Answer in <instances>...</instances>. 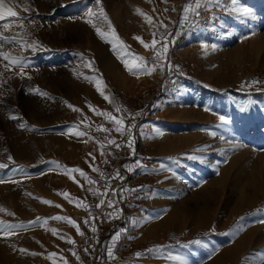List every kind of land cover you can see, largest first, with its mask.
I'll use <instances>...</instances> for the list:
<instances>
[{
  "label": "rangeland",
  "instance_id": "374dc122",
  "mask_svg": "<svg viewBox=\"0 0 264 264\" xmlns=\"http://www.w3.org/2000/svg\"><path fill=\"white\" fill-rule=\"evenodd\" d=\"M187 2L101 0L119 38L149 67L155 52L134 37L155 38L157 49L167 44V64L131 74L93 27L110 32L108 22H87L88 8L99 12L95 0H5L24 19L5 17L13 22L0 32L21 43L3 44L0 52L24 56L27 64L21 75L19 66L0 59V164L7 165L0 168V221L17 226L0 233V264H181L170 259L177 255L182 264H262L264 195L249 191L245 179L251 173L258 183L264 178V0H240L253 11L250 17L214 7L201 9L195 25L181 26ZM33 41L35 51L22 46ZM168 64L179 69L169 71ZM85 77L102 79L114 103ZM253 80L261 83L241 87ZM89 106L117 116L116 107L125 115L141 113L125 120L136 125L135 155L126 135L97 130L114 125ZM220 116L229 122L222 124ZM70 129L86 135H70ZM66 168H79L96 183ZM117 169L122 179H112ZM109 182L106 197L89 191L104 192ZM241 184L255 203L236 213ZM77 199L88 208L78 207ZM100 199L105 204L96 207ZM54 216L72 218L84 235L65 221L44 222ZM117 232L115 258H109L106 249ZM155 246L163 248L146 252Z\"/></svg>",
  "mask_w": 264,
  "mask_h": 264
},
{
  "label": "snow or ice",
  "instance_id": "6c2138e0",
  "mask_svg": "<svg viewBox=\"0 0 264 264\" xmlns=\"http://www.w3.org/2000/svg\"><path fill=\"white\" fill-rule=\"evenodd\" d=\"M166 2V0H165ZM95 3L97 5H101V0H95ZM214 7H223L224 10L226 12H230V13H234L238 16L241 17H250L253 15V11L246 7L243 6L240 3V0H188L187 3H185L182 6V13H181V19L179 20V24L181 26L187 24V25H195V23L197 22L199 16H200V10L203 9L205 11H211L212 8ZM174 10V9H173ZM137 11L139 12L140 10L137 9ZM142 14V13H141ZM86 15L89 17V19L87 20V22L89 24H92V18L95 17L96 19H102L103 21L108 22V27L109 29H111L110 32H104L101 30L100 27H97L95 24H93V27L95 28L97 34L103 38L105 40V42H108L111 44L112 46V50L117 54V57L119 59H121V62L124 64L125 68L129 71V73L131 74H151L153 71L156 70L157 66L159 64H167V60H166V53L168 51L167 48V44H161L160 48H156V45L158 43V41L153 38V40L151 41V43L145 42L141 37H134V39H137L146 49H153L155 52V55L153 57V64L151 67L148 66V62L146 60V58L144 57H140L139 55H136L134 53H132L129 50V47L119 38L118 34L116 33L115 29L112 27L111 22L108 20V17L102 7V5L99 7V12L97 14V12H94L92 8H88L86 10ZM5 17H9V18H16V19H24L23 17H18L17 13L15 11H13V9L11 7H6L5 6V0H0V29H8L10 26V23H12L13 21L9 20L6 21ZM145 19L148 20V22L151 24V18L145 16ZM22 26V25H21ZM165 27V33L161 34V39L163 40L165 38V34L167 33V26ZM156 33H153V37H155ZM21 43L20 40H15L14 37H9V36H5L3 34V32H0V47L3 46V44L6 43ZM36 45L37 42L33 41L31 44H28L27 42H24L22 44V46H26L28 49H31L32 51H35L36 49ZM213 50H215L216 45H212ZM128 57H130L131 59H129ZM0 59L2 60H6L9 62L10 65L12 66H19L21 68V75H23V68L26 66L27 64V58L24 56H10L9 54L5 53V52H0ZM86 66L91 67V62H89ZM175 67L177 69H179L178 65H170L168 64V68L169 71H171V69ZM86 79L89 80H93L95 79V84H96V88L97 91L101 94V96H103V98L108 101L109 103H114V101L112 100V98L105 94L104 91L102 90V85H103V81L102 79H98V78H93V77H85ZM258 83H261L258 80H253L250 83L249 82H245L244 84L241 85L242 88L244 87H250L252 85H256ZM205 87H208V85H205ZM42 95H47V93H43ZM251 104V101L246 102L244 105H242L241 110H247V108L249 107V105ZM69 108H72L74 111H80L79 109L75 108V106L68 104ZM91 109V106H89ZM92 111L95 112L96 115H100V116H104L106 118L107 121L111 122L114 127L112 129H109L107 127H103V126H98L97 130H102L103 132H105L106 134H110L112 131H115L116 133H119L121 136H127V142H126V146L130 149V155H135V151H134V135H133V129L136 127L135 123L132 124H125V120L127 119H131L132 121H135L136 117L141 115V113H127V115H125L124 113L126 112V110H122L120 107H116L115 111L117 113H120L119 116L117 115H113L112 112H108V111H96L95 109H91ZM11 119H18V117L15 116H11ZM220 121L222 124H227L229 121L227 120L226 117L224 116H220ZM25 125L21 124L20 127L23 128ZM74 128H78V126H73ZM154 131L157 134L162 135L163 133L161 132L160 129H154ZM69 134H74L77 137H81L86 135V133L81 132V131H75L73 132L71 129L69 130ZM212 135H215V133H212ZM105 139L107 140V142L109 144L115 145V147L119 148L121 145L118 144L116 142L115 139H111L108 136L105 137ZM101 149L104 148V144L101 143ZM196 151H199V149H197ZM192 159H196L197 157L192 156ZM9 160H12V157L9 156L8 157ZM94 159V158H93ZM137 166H140L139 161H136ZM7 167V165L5 164H0V168H5ZM126 168H128V166H125ZM165 167L164 165H161V168ZM129 171L133 170L131 168H128ZM19 171H23V169H19ZM93 171H97L99 172L100 170L98 168L93 167ZM78 172L79 175L81 177H84L87 182L89 184H95L96 181L92 180L91 178H89L86 173L79 169V168H71V169H67L66 168V173L67 174H71V173H75ZM101 176H103V173H101ZM75 181V178L72 177ZM112 179H122V177H120L119 174V169L116 170L115 174L113 175ZM3 180H0V183H3ZM81 187H83V185H80ZM111 185L110 182L107 183L105 185V191L101 192L99 189H89V191H92L94 195L97 196H104L106 197L108 195V189H110ZM143 186H141L142 188ZM127 191L130 192H137L140 191V189H128ZM112 193L113 195L116 194V191L114 189H112ZM62 195H64L65 197H67L69 194L68 193H62ZM43 203L46 204H50L51 205V201H47V200H42ZM76 205L78 207H84V208H88V205L86 203H84L83 201L80 200H76L75 201ZM114 201L109 199L107 200V206L108 207H113L114 206ZM105 204V200L104 199H100L99 204L96 205V207H101ZM57 207H59L57 205ZM0 211H3V209H0ZM91 215V214H90ZM109 217L113 216V213H108L107 214ZM38 220L41 218H37ZM44 222L47 221V219H54V220H58V221H65L71 225H73L74 227H76V231L79 235H84L83 232L80 231L79 225L76 223L75 220H73L70 217H63V216H54V217H50V218H43ZM92 219H95V217H92ZM137 221H133V223H136ZM85 223H88V221L86 220ZM22 226V225H21ZM17 226L16 225H5L4 222L0 221V233H4L5 235L10 234ZM51 231L55 234L56 233V229H51ZM92 231L96 232L97 229L95 226L92 227ZM122 231H126V229L122 230ZM121 233L117 232L115 235H113V237L111 238V244L110 246L107 247L106 251H107V255L109 258H115L114 257V247L116 242L119 240ZM63 238V237H62ZM69 243H75L72 240H69ZM191 243H200V241L196 240V241H192ZM163 248V246H155L154 248H150L147 249L146 252H159L161 249ZM21 252H26V249H20ZM32 255H36V253H31ZM55 253L50 254V258L52 256H55ZM73 255H76V253L74 252ZM137 257L143 255V253L137 252L135 254ZM259 257H260V261L262 262V264H264V253H258ZM78 258V257H77ZM170 259L177 261V262H181L182 264V257L180 256H172L170 257ZM245 259H248L247 257Z\"/></svg>",
  "mask_w": 264,
  "mask_h": 264
},
{
  "label": "bare ground",
  "instance_id": "6f19581e",
  "mask_svg": "<svg viewBox=\"0 0 264 264\" xmlns=\"http://www.w3.org/2000/svg\"><path fill=\"white\" fill-rule=\"evenodd\" d=\"M258 181L259 180H258V178H256V174L255 173H251L245 179V182H246L247 186L250 188L249 191H253L255 194H257L259 192V190L262 189L263 190L262 196H263L264 195V178L261 179L262 183H261V181H260V183H258ZM240 182H242V181H240ZM235 191L242 199L241 204L238 205L237 207H235V209H234L236 213L241 211V210H243V209H245L248 206H252L255 203V202L252 201V199H248L247 198V194H248L249 191H246V189L244 188V184L243 185L242 184L241 185H237ZM259 196H260V194H259ZM0 244H2V241H0ZM226 251L227 250H225V252Z\"/></svg>",
  "mask_w": 264,
  "mask_h": 264
},
{
  "label": "crops",
  "instance_id": "0c3cea01",
  "mask_svg": "<svg viewBox=\"0 0 264 264\" xmlns=\"http://www.w3.org/2000/svg\"><path fill=\"white\" fill-rule=\"evenodd\" d=\"M49 143H53L52 140H50ZM49 145H51V144H49Z\"/></svg>",
  "mask_w": 264,
  "mask_h": 264
}]
</instances>
